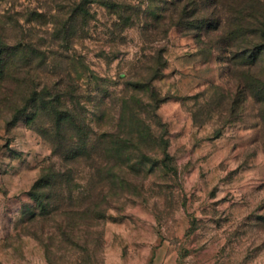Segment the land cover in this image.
Here are the masks:
<instances>
[{
    "label": "rangeland",
    "instance_id": "1",
    "mask_svg": "<svg viewBox=\"0 0 264 264\" xmlns=\"http://www.w3.org/2000/svg\"><path fill=\"white\" fill-rule=\"evenodd\" d=\"M73 1L0 0L6 40L24 48L18 97L8 105L0 95V264H51L48 250L53 264H264V116L221 47L188 29L148 43L142 24L120 31L101 0L86 4L71 37L59 29ZM247 12L263 16L264 0H247ZM34 91L35 113L27 106L16 119ZM48 94L79 121L59 142ZM124 113L139 120L122 124ZM111 131L132 137L136 148L118 162L136 171L111 201L102 238L60 245L53 222L30 221L40 213L31 194L55 162L73 164V188L86 187L90 159L71 156L88 136L103 149Z\"/></svg>",
    "mask_w": 264,
    "mask_h": 264
},
{
    "label": "trees",
    "instance_id": "2",
    "mask_svg": "<svg viewBox=\"0 0 264 264\" xmlns=\"http://www.w3.org/2000/svg\"><path fill=\"white\" fill-rule=\"evenodd\" d=\"M101 0L100 4L108 8L118 18L115 23L119 30L142 24L144 40L148 43L160 42L168 38L174 29L194 31L197 43L209 44L210 49H219L228 62L227 72L238 71V86L243 94L256 101L260 109V118L264 116V15H254L247 12V0ZM95 0H74L70 9L64 12L68 19L63 20L60 33H75L74 27L83 14L88 17L90 12L86 9L87 3ZM59 11L63 12L64 8ZM65 21V22H64ZM64 22V23H63ZM9 26L0 15V95L8 100V105L18 97L23 80L18 59L24 52L21 42L12 43L6 40L5 33ZM189 34V33H187ZM192 34V33H191ZM199 46V44H198ZM162 60V58H161ZM32 63V62H31ZM161 61L158 60L157 64ZM31 65V64H30ZM23 69V68H22ZM157 73L151 78H157ZM150 88V84H145ZM152 88V87H151ZM154 88V87H153ZM44 103L49 109L53 127L58 129L57 138L63 139V131L78 127V119L72 110L64 104L63 96L56 95ZM40 94L32 93L26 107L13 108L16 119L22 117L27 106L34 113L39 105ZM129 100V99H128ZM128 100H125L126 107ZM136 114V113H134ZM127 117L122 115L120 122L128 126L139 120L138 114ZM147 128L153 132V124L146 123ZM132 129V127H131ZM132 135V134H128ZM119 131L105 132L100 135L105 147L90 148L93 142L90 136L84 140L81 150L76 151L71 159L87 157L90 172L84 178L87 186L76 190L73 188L75 166L73 164L63 167L53 163L52 167L43 174L40 183L35 187L31 196L38 204L40 213L35 214L32 221L37 218L41 223L53 222L52 240L58 244L67 243L72 247L79 246L81 241H98L102 238V222L107 219L111 201L130 184V177L136 167L127 163H120L119 157H130L134 151L135 143L132 137H122ZM73 142V137L69 138ZM55 143V142H54ZM60 160H70V156L60 155ZM58 156V157H59ZM110 160V162H109ZM62 161V162H63ZM113 161V163L111 162ZM129 189V188H127ZM78 193L76 196L75 193ZM79 196H82L81 198ZM80 198V199H78ZM48 218V219H46ZM85 249H82L84 251ZM88 251V250H86ZM85 251V252H86ZM51 250L47 258L51 264ZM89 253V251H88ZM87 253V254H88ZM80 262V261H79Z\"/></svg>",
    "mask_w": 264,
    "mask_h": 264
}]
</instances>
